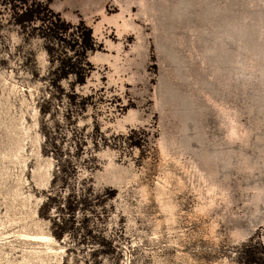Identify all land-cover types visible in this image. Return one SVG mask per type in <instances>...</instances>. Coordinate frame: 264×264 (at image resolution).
I'll use <instances>...</instances> for the list:
<instances>
[{
  "label": "rangeland",
  "instance_id": "obj_1",
  "mask_svg": "<svg viewBox=\"0 0 264 264\" xmlns=\"http://www.w3.org/2000/svg\"><path fill=\"white\" fill-rule=\"evenodd\" d=\"M25 1L0 0V264H264V0Z\"/></svg>",
  "mask_w": 264,
  "mask_h": 264
},
{
  "label": "trees",
  "instance_id": "obj_2",
  "mask_svg": "<svg viewBox=\"0 0 264 264\" xmlns=\"http://www.w3.org/2000/svg\"><path fill=\"white\" fill-rule=\"evenodd\" d=\"M21 1L23 3H26L25 0H21ZM44 6H45V9H47V12H49V14L40 15V14L36 13L35 10L31 9V8H33L32 5H29L27 7V11L23 12L19 16L20 20H18V22L22 24L26 21L40 20L41 26H43V28L45 29L44 32L47 35L52 36V37L54 36V37L60 38V39L69 38V42L73 41L74 43H79L81 37H79V36H77L78 38L68 37V36H72L73 34H75L74 30H71V28H73V24L66 23L65 21L61 22L62 16L60 13H55L48 5H44ZM82 24H83V21L79 25L82 26ZM88 37H91L90 34L88 35ZM84 39H85V37H83V39H82V41H83L82 44L79 45L80 49L78 51H76L78 56L82 55L83 57H85L89 47H92V45H93L91 43L88 44V42H87L88 40H84ZM84 59H83V61H84Z\"/></svg>",
  "mask_w": 264,
  "mask_h": 264
},
{
  "label": "bare ground",
  "instance_id": "obj_3",
  "mask_svg": "<svg viewBox=\"0 0 264 264\" xmlns=\"http://www.w3.org/2000/svg\"><path fill=\"white\" fill-rule=\"evenodd\" d=\"M31 237H34L36 239H43V240H51V237L49 235H31Z\"/></svg>",
  "mask_w": 264,
  "mask_h": 264
}]
</instances>
